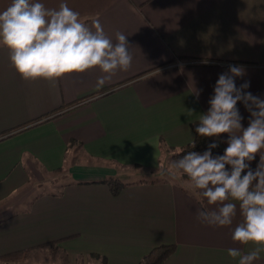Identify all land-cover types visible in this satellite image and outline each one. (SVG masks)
I'll return each instance as SVG.
<instances>
[{"label":"crops","instance_id":"0c3cea01","mask_svg":"<svg viewBox=\"0 0 264 264\" xmlns=\"http://www.w3.org/2000/svg\"><path fill=\"white\" fill-rule=\"evenodd\" d=\"M10 2L0 0V11ZM39 2L66 3L90 26L98 19L114 41L122 32L133 60L100 87L99 69L25 81L0 45V256L56 246L72 262L98 254L107 264H140L175 244L164 264H238L227 250L253 248L231 239L239 210L230 226L202 224L198 212L214 206L191 195L186 178L126 181L122 169L165 173L194 141L192 125L230 65L244 71L237 87L247 82L244 91L264 99V0ZM237 108L246 128L250 113ZM210 139L213 156L222 155L228 135ZM60 170L68 179L59 190L37 192ZM116 176L129 183L118 195L104 181ZM254 264H264V252Z\"/></svg>","mask_w":264,"mask_h":264},{"label":"clouds","instance_id":"9594fccd","mask_svg":"<svg viewBox=\"0 0 264 264\" xmlns=\"http://www.w3.org/2000/svg\"><path fill=\"white\" fill-rule=\"evenodd\" d=\"M0 45L9 50L11 66L25 81L55 82L69 74L99 69L100 87L117 72L127 71L133 60L125 34L117 31L114 41L98 19L90 26L63 2L49 8L39 0H11L0 11ZM243 75L242 67L234 65L219 75L210 107L199 115L195 129L201 137L227 134L223 154L213 156L211 149L218 144L212 143L202 154L190 151L170 161L165 174L171 180L186 178L190 194L214 206L198 212L202 224L230 226L239 210L241 221L231 239L253 248L247 254L237 248L227 252L238 258V264H254L264 252V99L245 92L247 82L237 87L235 78ZM238 102L250 113L246 128ZM257 154L259 163L253 170L250 162Z\"/></svg>","mask_w":264,"mask_h":264},{"label":"rangeland","instance_id":"374dc122","mask_svg":"<svg viewBox=\"0 0 264 264\" xmlns=\"http://www.w3.org/2000/svg\"><path fill=\"white\" fill-rule=\"evenodd\" d=\"M122 172L125 174L126 181H138L142 178H151L153 176L159 175L163 176L164 178H168V176L163 173L162 171L154 173L152 176L151 174H147L139 167H130V168H123ZM162 172V173H161ZM149 176L147 177L146 176ZM145 178V179H146ZM68 179L67 173L65 171H61L57 174L52 176L48 175L46 180L37 186V192L40 191H50L60 188V183H64ZM179 183V182H177ZM0 264H99L97 258L90 257L89 259L79 258L76 261H71L68 259L67 255L64 251L56 246H49L45 249L38 248L36 250H32L26 259L18 260V261H10L9 263H0Z\"/></svg>","mask_w":264,"mask_h":264},{"label":"trees","instance_id":"16d2710c","mask_svg":"<svg viewBox=\"0 0 264 264\" xmlns=\"http://www.w3.org/2000/svg\"><path fill=\"white\" fill-rule=\"evenodd\" d=\"M199 125V123H194L192 125L194 133H195V139L190 144L183 147L179 152L175 153L173 157L180 158L182 155L187 154V152L195 151V152H201L206 151L209 148V145L212 144V141L210 137H201L199 134L196 133L195 129ZM195 144V147H192V144ZM216 149V148H212ZM211 149V150H212ZM61 171V170H60ZM110 187L112 193L114 195H118L120 191L129 183L123 181L119 177H109L104 180ZM139 182H145L147 179L142 178L138 180ZM58 242H50L46 245H52L56 244ZM31 249H25V250H19L15 252H11L8 254H5L3 256H0V263H9L10 261H18L23 260L27 258V255L33 250ZM176 250L175 244H162L155 248H153L148 254H146L140 264H164L165 260L172 255ZM92 257L101 259L100 264H107V258L101 257L98 254L92 255Z\"/></svg>","mask_w":264,"mask_h":264}]
</instances>
